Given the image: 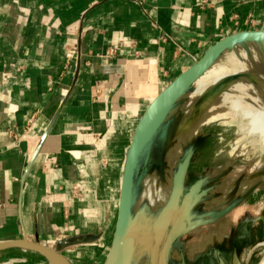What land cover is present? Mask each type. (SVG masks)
Segmentation results:
<instances>
[{
    "label": "crops",
    "instance_id": "1",
    "mask_svg": "<svg viewBox=\"0 0 264 264\" xmlns=\"http://www.w3.org/2000/svg\"><path fill=\"white\" fill-rule=\"evenodd\" d=\"M254 31L264 0H0V245L105 264L140 118L210 47ZM0 264L52 263L9 248Z\"/></svg>",
    "mask_w": 264,
    "mask_h": 264
},
{
    "label": "rangeland",
    "instance_id": "2",
    "mask_svg": "<svg viewBox=\"0 0 264 264\" xmlns=\"http://www.w3.org/2000/svg\"><path fill=\"white\" fill-rule=\"evenodd\" d=\"M232 55L231 51L224 53L216 61L213 69L226 68ZM229 84L200 100L204 102V107L199 106L195 115L188 120V123L193 122V131L196 132L192 133L189 142L172 164L167 162V156L169 142L176 128L173 117L169 116L143 148L136 169L132 196V217L137 236L133 264H157L165 239L159 225L167 204L159 202L155 208L151 206L144 181L157 180L158 186H153L152 192L158 188L166 192L173 184L178 165L188 155L191 157V163L183 193L184 202L189 201L190 189L199 179L203 180V190L207 195L195 215L189 218L187 230L175 244L171 253V264H181L182 254L186 257V264H217L213 259L214 255L218 256L219 246L230 240L235 241L244 251L241 261H237L236 264L251 263L249 260L251 257H254L252 263L257 264L262 257L261 254L264 253L262 227L253 230L254 237L250 245L235 236L238 226L254 225L264 221V154L241 138L239 121L233 117L235 112L229 104L222 102V96ZM260 88L264 94V86ZM195 89L194 86L177 103L174 111L187 104L194 96ZM209 212L215 214L206 218V213ZM222 217H227L231 221L228 233L220 235L221 237L219 234H213L211 238H208V235L206 238L202 236L198 238L200 243L197 244V234L206 231L205 228L210 226L211 222L215 224V220ZM243 229L251 232L248 227ZM216 232H219V228H216ZM203 233L206 235V232ZM143 239L148 243L146 247L140 245ZM206 240H209V243ZM193 250L196 251L195 254L192 253ZM207 255L211 257L207 259L205 257ZM219 259L220 264H232L231 260L225 263L220 257Z\"/></svg>",
    "mask_w": 264,
    "mask_h": 264
},
{
    "label": "water",
    "instance_id": "3",
    "mask_svg": "<svg viewBox=\"0 0 264 264\" xmlns=\"http://www.w3.org/2000/svg\"><path fill=\"white\" fill-rule=\"evenodd\" d=\"M244 40H252L255 43L264 46V31L239 32L226 37L210 47L194 66L177 77L150 103L147 110L140 118L129 145L124 165L118 219L111 250L105 264H133L137 237L134 233L135 223L132 217V196L136 169L143 148L156 131L167 121L177 103L207 72H209V70L213 68L216 61L224 53L228 52L235 44ZM235 81H237L236 78L228 79V81L223 83V85H220V89L226 84L233 83ZM216 90L217 88L208 92L207 95L217 92ZM190 163L191 157L188 155L178 165L177 171L173 177L172 191L166 205V209L161 216L159 225L160 232L163 235H166L167 232L168 234L159 252L157 264H170L172 249L185 232L187 219L197 201L196 200L195 203L187 207L182 213H180V215H178V209L183 196ZM200 185L201 184H198L191 191L189 199H191L199 190ZM93 240L94 237L83 236L74 239L71 242L63 243L61 246L65 248L70 245L87 244ZM9 248H19L39 253L47 258V260L52 264H70L67 259L58 253L59 250H51L35 243L19 241L0 245V251ZM182 261V264H186L184 255H182ZM257 264H264V253Z\"/></svg>",
    "mask_w": 264,
    "mask_h": 264
},
{
    "label": "bare ground",
    "instance_id": "4",
    "mask_svg": "<svg viewBox=\"0 0 264 264\" xmlns=\"http://www.w3.org/2000/svg\"><path fill=\"white\" fill-rule=\"evenodd\" d=\"M240 46H248V48L234 53L231 59L228 60L226 68L217 70L212 68L195 84L196 88H198L196 89L198 92L203 87L205 89L197 99L196 103L193 105L192 109H190L187 117L180 124L179 128L173 135V138L169 142L170 149L167 156L168 163L172 164L173 160L179 154H181L185 144L189 142L192 133L196 132L193 131V122L188 123V120L195 115L194 113L199 106L202 108L204 102H200V100L206 96L208 92L213 91L216 88V91H219L221 87L220 85H223V83L228 81L230 78H236L237 81L229 84L228 89L222 96V102L229 104L235 112L233 117L237 118L239 121V130L242 133L241 138L257 147L258 150L264 154V94L263 90L260 88V86H264V46L255 43L252 40H244L235 44L229 51L236 50L237 47ZM258 47H263V49L258 50ZM212 97L213 96H211V98ZM210 136L212 137V135ZM145 185L147 186V194L151 206L155 208L158 206L159 202H162L163 204L168 203L173 184L166 192H163L161 188H158V190L152 192V187L158 186L157 180H153L151 182L149 179H147ZM214 223L215 224H212L211 222V225L205 228L206 231L203 232H206V235H204L203 232H199L197 234V244L200 243L198 238H202V236H204L203 238H206L207 235L209 236L208 238H211L213 234H219V236H223L228 233L231 227V221L227 217H222L219 220H215ZM216 228H219V232H216ZM206 241L209 243V240ZM140 245L141 247H146L148 243L143 239L140 241ZM194 250L192 253L195 254L196 251Z\"/></svg>",
    "mask_w": 264,
    "mask_h": 264
},
{
    "label": "flooded vegetation",
    "instance_id": "5",
    "mask_svg": "<svg viewBox=\"0 0 264 264\" xmlns=\"http://www.w3.org/2000/svg\"><path fill=\"white\" fill-rule=\"evenodd\" d=\"M187 179H188V174H187V177H186V181H185V184H186V182H187ZM198 184H201L200 185V188H199V190L194 194V196L191 198V199H189V201H186V202H184V198H183V196H182V198H181V203H180V206H179V209H178V213L180 212V210H181V208H182V211L180 212V213H182L187 207H189L190 205H192L193 203H195V201H196V203H195V206L193 207V209H192V211H191V213L189 214V217H188V219H187V223H188V220H189V218L190 217H193L194 215H195V213H196V210H198V207L201 205V202L203 201V199L205 198V196L207 195V194H205V192H204V190H203V185H204V182H203V180H201V179H199V180H197L194 184H193V186L191 187V189H190V192H189V194L191 193V191L198 185ZM184 188H185V186H184ZM184 193V192H183ZM210 193V192H209ZM215 193V192H214ZM215 213H213V212H209V213H206V218L207 217H211V216H213ZM178 215H180V214H178ZM220 219V218H219ZM240 227V228H239ZM250 228L251 229V232L249 233V232H247V231H244V229L243 228ZM261 228L262 227V229L264 230V221H261V223H256V224H252V225H248V226H244V225H241V226H238V228H237V230H236V234H235V236L237 237V238H239V240H245L246 241V243H247V245H250L251 244V241L253 240V237H254V233H253V230L255 229V228ZM187 230V224H186V229H185V231ZM246 232V233H245ZM185 233V232H184ZM183 233V234H184ZM237 233H238V235H237ZM167 234H168V232H167ZM167 234L165 235V238H166V236H167ZM182 234V235H183ZM182 237V236H181ZM180 237V238H181ZM164 241H165V239H164ZM164 243V242H163ZM177 243V242H176ZM175 246V245H174ZM247 247V246H246ZM174 248V247H173ZM241 248V249H240ZM136 250V249H135ZM173 250V249H172ZM247 250H245V252H246ZM219 253H218V256H216V255H214V257H213V259L214 260H216V263L217 264H220L219 263V261H220V259H219V257L223 260V262H225V263H228V261H230L231 260V262H232V264H236V262L237 261H241V259H242V254H243V252L244 251H242V247L241 246H238V244L237 243H235V241H229V242H225L224 244H221L220 246H219V251H218ZM172 253V252H171ZM208 254V253H207ZM235 254H236V257H235ZM183 255V254H182ZM182 255H181V262H183L182 261ZM207 258L209 257H211V256H206ZM184 258H185V263H186V257H185V255H184ZM201 258V257H200ZM171 256H170V264H171ZM250 262L251 263H248V264H253L252 262H253V260H254V257H251L250 259ZM182 264V263H181Z\"/></svg>",
    "mask_w": 264,
    "mask_h": 264
},
{
    "label": "built area",
    "instance_id": "6",
    "mask_svg": "<svg viewBox=\"0 0 264 264\" xmlns=\"http://www.w3.org/2000/svg\"><path fill=\"white\" fill-rule=\"evenodd\" d=\"M116 49H117V47H113V48L111 49V53L114 54L115 51H116ZM75 191H77V190L75 189Z\"/></svg>",
    "mask_w": 264,
    "mask_h": 264
}]
</instances>
